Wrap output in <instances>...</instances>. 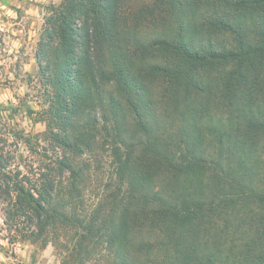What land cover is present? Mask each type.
Wrapping results in <instances>:
<instances>
[{"label":"trees","instance_id":"trees-1","mask_svg":"<svg viewBox=\"0 0 264 264\" xmlns=\"http://www.w3.org/2000/svg\"><path fill=\"white\" fill-rule=\"evenodd\" d=\"M49 10L37 54L47 98L29 116L58 153L37 170L16 152L30 136L12 128L0 142V204L19 241L46 246L70 229L64 264L99 245L109 264H264V0ZM99 154L114 179L87 207Z\"/></svg>","mask_w":264,"mask_h":264},{"label":"rangeland","instance_id":"rangeland-1","mask_svg":"<svg viewBox=\"0 0 264 264\" xmlns=\"http://www.w3.org/2000/svg\"><path fill=\"white\" fill-rule=\"evenodd\" d=\"M62 0H0V142L12 144V128L30 136L33 149L17 144L19 156L37 170L45 168L58 151L36 135L45 126L35 123L29 110L39 111L47 98L46 89L39 79L38 49L42 40L45 17L50 7ZM14 149L15 146L8 149ZM87 162V157L85 158ZM86 178L87 207L95 204L113 183L114 166L105 154L90 158ZM23 164V163H22ZM4 204H0V264H64L71 247L72 231H50L46 246L19 241L9 229ZM105 245L97 246L86 264H109ZM77 264V263H69Z\"/></svg>","mask_w":264,"mask_h":264}]
</instances>
